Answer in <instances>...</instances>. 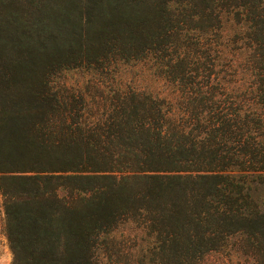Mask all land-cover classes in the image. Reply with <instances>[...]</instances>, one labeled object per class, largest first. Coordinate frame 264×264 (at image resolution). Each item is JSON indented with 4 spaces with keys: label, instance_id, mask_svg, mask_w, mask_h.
I'll list each match as a JSON object with an SVG mask.
<instances>
[{
    "label": "trees",
    "instance_id": "obj_1",
    "mask_svg": "<svg viewBox=\"0 0 264 264\" xmlns=\"http://www.w3.org/2000/svg\"><path fill=\"white\" fill-rule=\"evenodd\" d=\"M244 1L0 0L13 264H264V0Z\"/></svg>",
    "mask_w": 264,
    "mask_h": 264
},
{
    "label": "rangeland",
    "instance_id": "obj_2",
    "mask_svg": "<svg viewBox=\"0 0 264 264\" xmlns=\"http://www.w3.org/2000/svg\"><path fill=\"white\" fill-rule=\"evenodd\" d=\"M239 2L244 1V0H238ZM245 2V1H244ZM247 14V12H246ZM244 18V13L242 14ZM228 32V31H226ZM230 32V31H229ZM231 33V32H230ZM221 34V32H220ZM234 34V32H233ZM90 79H93L91 86L93 84H97L101 87L104 82H107L108 84H111L112 81L107 77L104 76H96V77H91L90 75H87L85 73L77 72V71H72L65 73L64 76L62 77L61 81H65L68 84H73L77 83L79 86H83L87 81ZM125 81L131 82L134 81L135 84L141 87H149L151 86L154 88L157 85V82L154 78L149 77V76H144V77H135L134 79L132 76L128 74H124V77L122 78ZM102 90V89H101ZM113 261L110 262L109 264H129L128 262H132L135 260V258H130L131 261H125L123 259H116L113 257ZM14 262V255L13 252L10 248V244L8 241V237L6 234V215H5V202L2 194L0 193V264H13ZM214 262V260H213ZM130 264H135V263H130ZM147 264V263H144Z\"/></svg>",
    "mask_w": 264,
    "mask_h": 264
}]
</instances>
